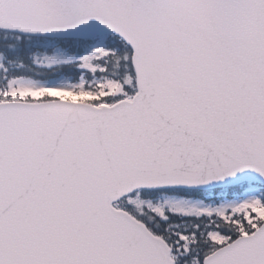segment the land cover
Returning <instances> with one entry per match:
<instances>
[{
	"label": "water",
	"instance_id": "water-1",
	"mask_svg": "<svg viewBox=\"0 0 264 264\" xmlns=\"http://www.w3.org/2000/svg\"><path fill=\"white\" fill-rule=\"evenodd\" d=\"M0 28L58 38L115 33L132 46L139 74V93L133 102L100 107L66 99L0 102V264H133L126 259L148 248L160 249L161 261L155 264H175L167 241L130 213L116 209L109 189L114 190L110 196L119 195L118 200L138 186L152 188L156 183L213 188L246 179L264 182V167L257 162L262 156L228 163L225 158L243 150L240 142L238 153L235 148L220 151L227 141L244 139L240 129L235 132V124L255 132L257 140L250 142L264 139L260 103L264 104V0H0ZM217 59L230 65L227 83L213 79ZM224 84L234 85L228 89ZM234 94L243 95L252 108L243 109ZM211 97L224 103L208 102ZM196 99L202 102L191 105ZM147 102L157 109L149 116L151 130L144 132L135 128L141 121L135 111ZM215 106L220 116L203 130L220 136V144L212 138L203 145L205 151L193 154L192 146L180 151L191 160L156 159L155 153H175L174 134L187 133L178 127L180 122L193 124L196 109ZM157 115L162 120H155ZM165 127L171 142L154 137V129L165 135L161 130ZM133 131L138 136L131 145L138 154L129 155L142 160L110 157L126 171L120 177L110 170L103 173L108 163L100 160L99 152L112 148L110 144L117 147ZM21 132L33 137L22 141L16 138ZM211 146L217 148L216 159L209 155ZM31 151L37 153L36 169L27 167ZM80 151L93 154L83 160ZM148 172L161 180L148 182ZM131 182L141 185L117 192ZM91 194L105 198L89 201ZM83 229L95 234L81 235ZM263 230L264 224L216 250L204 264L235 249L248 253L250 264L261 260ZM134 232L144 236L143 245L127 246V236ZM253 245L257 248L251 252ZM121 251L128 257L117 262Z\"/></svg>",
	"mask_w": 264,
	"mask_h": 264
},
{
	"label": "bare ground",
	"instance_id": "bare-ground-1",
	"mask_svg": "<svg viewBox=\"0 0 264 264\" xmlns=\"http://www.w3.org/2000/svg\"><path fill=\"white\" fill-rule=\"evenodd\" d=\"M105 34H100L96 36V39H100L101 37H103ZM116 36L118 37H122L118 34H116ZM131 48L132 51V65L135 71V75H136V90L132 95H129L127 97H122L119 100H117L116 102H121L124 100H128V101H135V98L137 96V94L139 93V87H138V77L139 74L137 73V70L133 64V48ZM221 65H224L223 67H220ZM230 70V65L228 63V61L225 60H221V59H217L215 61V70H214V75H213V79L215 81H221L223 83V81L225 83H227V79H226V75L225 73L228 72ZM228 87V89H231V87L234 85L232 84L231 87L228 84H224ZM249 91L247 90H240L239 93H248ZM235 95V94H234ZM211 100H217L215 104L219 105L221 103H224V101H220L218 98L215 97H211V99H208V102H211ZM237 101H241L242 102V106L243 109H250L252 108L250 102L243 96V95H235V102ZM197 102H202V99H196L192 102L191 105H196ZM252 103L253 100H251ZM207 103V102H205ZM261 105H264L263 102H260ZM204 105V104H203ZM258 107V106H257ZM157 109V106L153 103V102H147L144 103L142 105V107H140L139 109H137L135 112L139 115V117L141 118V121L139 124L135 125V128L139 131H144V132H148L151 130V125L152 124H148V121L151 119L149 116H151ZM223 113H225V111L222 110ZM196 119H195V123L191 124V123H187V122H180L178 124V127L181 130H185L184 134L181 133H175L174 137L176 139V141L173 143V146L176 147V151L175 153H164L161 152L159 154L155 153V157L156 159H186V160H191L190 158L186 157V156H182V154H180L181 150H189L190 146H192V153L194 154L195 152H202L205 151L203 145H205L210 139L215 138L218 139L217 144H220L221 142V137L218 135H211L210 133L204 131L203 129L206 127V124L208 123L209 120H216L219 118L220 113H219V109L218 106H215L214 108H198L196 109V111L194 112ZM251 119L255 121L254 117H253V113L250 114ZM162 120V116L157 115L155 117V120ZM68 121H64V123H67ZM256 122V121H255ZM257 123V122H256ZM258 124V123H257ZM59 126H56L54 128H57ZM240 129L242 134L244 135V139L243 140H236L234 142L232 141H227L225 146L222 147L221 154H225L224 152H230L232 150H234L235 148V152L238 153L239 151V145H237L239 142L242 144L243 146V150L240 151V153L238 154H232L229 157L225 158L224 160H226L228 163H233L235 161V158H244L247 159L248 162L251 160V157L253 156H262L260 158L257 159V162L259 164H261L264 167V139H260L258 142H250L251 140H257L256 138V134L255 132H250L248 133V129L240 124H235V132ZM164 134H159V132L154 129L153 133H154V137L155 139H159L164 137L166 141L171 142L170 139V129L168 128H163L161 129ZM195 136L194 138H190L189 136ZM138 136V134L136 133V131H133L131 133H129L125 138L127 139H123L121 141V143L115 147V145L110 144L112 148H103L99 154H100V160H102L105 163H108V165L104 168L103 173L105 171H111V173H113L114 177H120L121 175H123L125 173V167L122 165H117L114 164L117 159H109L110 157H120V158H124L125 161L128 162H133L134 160L136 162H139L142 160V158L136 157L133 158L132 156H130L129 154H138V152L133 148V146L131 145V141ZM33 137V133L30 134H26L24 132L19 133L18 135H16V138L22 140V141H30L31 138ZM43 146H47L46 144H42ZM216 150L217 148L211 146L209 147V155L213 158L216 159L217 158V154H216ZM93 154V152L89 153V152H85V151H80L78 153L79 158L80 159H89L90 155ZM30 155H33V157L31 158ZM29 155V160L27 162V167H30L31 169H36L38 168L37 165V161L35 156H37V153H34L33 151H31ZM188 156V154H187ZM144 163L148 162V159H143ZM254 162V160H253ZM3 168V167H1ZM26 173H29L28 171H26ZM161 178L155 174V173H149L147 174V181L150 183H156L157 181H160ZM22 182H24L22 180ZM137 185H141L140 182L137 183H130L126 186V184L124 186H121L118 189V193L125 191L126 189L137 186ZM247 186H251L255 189H259L262 192V199L264 201V182L258 181V180H254V179H246L242 182L233 184V185H226V186H218V187H213V188H206V187H197V186H191L189 187V183H184L182 185H172V186H163V185H159L158 183L155 184V186H152V188H147L144 186H138L137 188H135L132 192H129L127 194H125L123 197H121L120 199L116 200L119 195L115 194L110 196L114 190L113 189H109L108 190V198L110 200V203L113 204V206L118 209V210H124L128 213H138L139 215H141L139 213V211L141 210L140 208H136L135 206H132L129 203V200L131 198H134L136 195H138L139 193H137V191L141 190L140 192H143V194H145L148 191H155V192H166L170 189H173L172 191H181V192H185V195H189V196H193V197H197V198H208L213 196V197H218L216 200H222V199H229V195L231 193L226 192L225 196L223 198L219 199V195L217 194H212L213 191H219V190H227L230 191V189H235L236 187L239 189V192L242 193L245 188H247ZM243 190V191H242ZM210 196H207L209 195ZM218 194H221L220 192ZM235 196V193H234ZM105 196H96L91 194L89 201H97V200H104ZM116 200V201H115ZM107 201V200H106ZM19 202H17L18 204ZM102 212V211H101ZM113 213V212H112ZM114 214V213H113ZM158 219V218H157ZM160 220V219H158ZM144 224H146L144 221H141ZM148 224H151L150 221L148 220ZM264 224V219H262L261 224L259 226L256 227L255 231H257L262 225ZM86 229H83L81 231V235L84 234H90L91 236L95 234L94 230H90L89 233H85ZM264 232V230L262 231ZM140 233V232H139ZM116 235L120 236V237H125V233L122 232H117ZM228 236H232V235H228ZM149 237V236H146ZM238 237V236H237ZM232 236V241L235 240V238ZM127 238L129 239V242L127 243V246L131 247V242H135V247L139 245H143L145 243V238L143 235L138 234L137 232H134V234L132 235H128ZM209 242V240L207 241ZM198 242H193L191 245H189V249H190V254L192 252V246H196ZM211 243V242H209ZM204 244V243H202ZM206 246H208V244H204ZM223 246V245H222ZM222 246H216V247H209L206 249H213L212 251H210L209 253L205 254V247H200V249H198V251L196 252V254L194 256L197 255V253L199 251H202L204 253L203 257V264L204 261L206 259V257H208L210 254L214 253L215 250L219 249ZM262 246V249H258V253L263 254L264 253V236L262 235L261 237V242L260 245ZM203 248V250H202ZM257 248V245H253L249 250L251 252H253L254 249ZM236 250V249H235ZM232 251L229 254H225L223 256L219 255L216 256L214 258H212L210 260V262H212L213 264H222L223 261H227V263H231L237 260H242L244 261L246 264H250L249 262V257H248V253L246 252H237V251ZM127 252L125 251H121V255H117L115 257V259L117 260V262H120L121 259H125L128 257V255L126 254ZM160 249H152V248H148V249H143L140 253V255H138L137 257H135L134 259H130L127 258L126 260H128L129 262H132L133 264H155V263H159L160 260ZM230 257V260H227ZM158 258V259H157ZM209 260V259H208ZM264 262V258H262L259 261L254 262L253 264H263ZM209 263V262H208Z\"/></svg>",
	"mask_w": 264,
	"mask_h": 264
},
{
	"label": "trees",
	"instance_id": "trees-1",
	"mask_svg": "<svg viewBox=\"0 0 264 264\" xmlns=\"http://www.w3.org/2000/svg\"><path fill=\"white\" fill-rule=\"evenodd\" d=\"M96 42L101 43L102 48L99 50L101 55L96 57L94 67L82 60L52 66L42 64L43 60L52 56L59 49L69 50L72 53H87L92 51L93 44ZM0 56L8 66L10 77L26 76L51 83L58 80H69L72 83L71 87L59 92L66 98L96 104H111L122 97L132 95L136 90V75L132 65L131 48L123 39L114 34L93 40H71L31 37L0 30ZM64 83L63 81L61 84ZM51 97L48 91H44L40 95V99ZM0 99L6 98L0 97ZM219 192L221 194H218ZM226 192L231 193L229 198H233L234 193L237 196L240 193L236 187L230 191H213L212 194L223 198ZM139 213L150 223L152 222L149 225L154 232L166 235L165 223L148 212L145 214L143 210H140ZM253 215L256 218V214L253 213ZM261 221L257 217L254 222L245 224L224 222L220 229L224 234L237 237L252 232L261 224ZM174 232L177 233L178 230ZM205 246L199 238L197 245L192 246L191 255L194 256L200 247ZM213 249H205L204 253L207 254Z\"/></svg>",
	"mask_w": 264,
	"mask_h": 264
},
{
	"label": "rangeland",
	"instance_id": "rangeland-1",
	"mask_svg": "<svg viewBox=\"0 0 264 264\" xmlns=\"http://www.w3.org/2000/svg\"><path fill=\"white\" fill-rule=\"evenodd\" d=\"M101 44L94 45L92 52L87 54H71L67 51H57L44 62L47 64H57L62 62H72L82 60L92 66L93 57L97 56ZM65 82L63 85L61 83ZM69 83L68 80L47 83L30 77H12L6 75L5 64L0 56V97L3 98H29L38 99L44 91L53 95H60V88H64ZM58 97V96H57ZM139 193L129 200L132 206L140 208L146 214L157 217L167 223V233L177 240L175 244V257L183 258L184 264H203L204 253L199 251L196 256L187 259L190 254L189 245L202 239L205 246L216 247L225 245L233 239L232 236L224 234L222 230H217V223L225 221L245 224L254 222L258 217L264 219V201L262 192L251 186H247L239 197L234 199L216 200L218 197L197 198L185 195V192L166 191ZM207 196H210L207 195ZM221 197H219L220 199ZM152 212V213H151ZM253 213L256 214V218ZM255 218V219H254ZM194 219H201L199 225H194ZM179 228V233H172V230ZM171 229V230H170ZM209 240V242H207ZM203 250V248H202Z\"/></svg>",
	"mask_w": 264,
	"mask_h": 264
}]
</instances>
